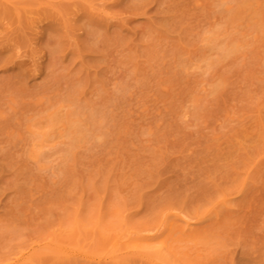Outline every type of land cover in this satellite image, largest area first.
Wrapping results in <instances>:
<instances>
[{
  "label": "rangeland",
  "instance_id": "374dc122",
  "mask_svg": "<svg viewBox=\"0 0 264 264\" xmlns=\"http://www.w3.org/2000/svg\"><path fill=\"white\" fill-rule=\"evenodd\" d=\"M0 264H264V0H0Z\"/></svg>",
  "mask_w": 264,
  "mask_h": 264
},
{
  "label": "bare ground",
  "instance_id": "6f19581e",
  "mask_svg": "<svg viewBox=\"0 0 264 264\" xmlns=\"http://www.w3.org/2000/svg\"><path fill=\"white\" fill-rule=\"evenodd\" d=\"M169 226L170 225H168V224H165L164 225V230H168L169 229ZM185 226L187 227V228H190L191 227V223H189V222H185ZM151 237H148V236H144V235H138V236H135V237H130L129 239H128V243H129V246H132V247H135V246H137V244L138 243H140V242H144V241H147V240H149ZM117 246V243H115L114 245H113V248H115ZM169 256V255H168Z\"/></svg>",
  "mask_w": 264,
  "mask_h": 264
}]
</instances>
